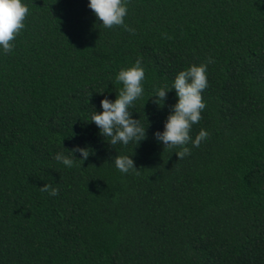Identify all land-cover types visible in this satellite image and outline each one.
<instances>
[{"label": "trees", "instance_id": "obj_1", "mask_svg": "<svg viewBox=\"0 0 264 264\" xmlns=\"http://www.w3.org/2000/svg\"><path fill=\"white\" fill-rule=\"evenodd\" d=\"M26 2L0 54V264H264V2L127 0L134 32L100 25L87 0ZM138 57L144 93L129 110L146 139L109 145L89 117ZM207 58L190 135L208 136L178 159L152 135L174 91L160 108L149 96ZM59 140L90 155L66 167Z\"/></svg>", "mask_w": 264, "mask_h": 264}, {"label": "clouds", "instance_id": "obj_2", "mask_svg": "<svg viewBox=\"0 0 264 264\" xmlns=\"http://www.w3.org/2000/svg\"><path fill=\"white\" fill-rule=\"evenodd\" d=\"M264 2V0H262ZM87 7L104 27L113 25L122 26L126 31H133L124 23L127 15V0H87ZM28 14L26 0H0V54L9 53L13 47V41L24 28V20ZM211 58L198 65L192 64L179 70L170 85L153 86V92L149 97L157 108L163 107L169 91H174L175 102L171 104L162 130L153 132V138L164 147H177L174 152L176 157L183 158L189 154L187 147L189 142L193 147L199 146L207 136L204 128L191 136V128L201 119V111L205 108L202 92L207 87V64ZM145 79V69L138 57L129 67L121 68L115 75V80L122 87L116 92L115 98L110 100L107 96L100 100V111L90 114L89 120L93 122L99 134L107 138L109 145H128L146 139V126L139 119L133 118L129 110L133 103L144 93L142 81ZM104 92V90L99 93ZM88 120V121H89ZM58 143L61 146V141ZM63 149L54 154V159L66 167H72L74 161L82 162L90 155V147L74 145L71 149ZM67 154H65V151ZM79 154V159L75 154ZM114 167L121 173L136 172L137 169L131 155H115L112 160ZM81 164V163H80ZM40 191L47 192L50 196L57 194V188L43 183Z\"/></svg>", "mask_w": 264, "mask_h": 264}]
</instances>
